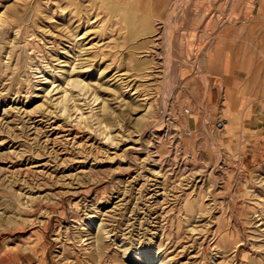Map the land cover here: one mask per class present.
Segmentation results:
<instances>
[{"label": "rangeland", "instance_id": "rangeland-1", "mask_svg": "<svg viewBox=\"0 0 264 264\" xmlns=\"http://www.w3.org/2000/svg\"><path fill=\"white\" fill-rule=\"evenodd\" d=\"M0 120V264H264V0H0Z\"/></svg>", "mask_w": 264, "mask_h": 264}, {"label": "bare ground", "instance_id": "bare-ground-1", "mask_svg": "<svg viewBox=\"0 0 264 264\" xmlns=\"http://www.w3.org/2000/svg\"><path fill=\"white\" fill-rule=\"evenodd\" d=\"M149 1V0H148ZM118 3V2H117ZM134 3V2H133ZM118 5V4H117ZM144 6V4H143ZM142 4L140 2H136L135 4L132 5V8L133 9H136V8H142L143 7ZM133 15V14H132ZM136 17V16H135ZM13 108V107H12ZM9 110V109H8ZM6 111V110H5ZM15 112V111H14ZM47 113V112H46ZM45 113V114H46ZM41 114V113H40ZM28 115V114H27ZM32 115V114H30ZM36 115V116H35ZM35 117H29L30 120H32L31 122V125L33 126V128L36 130V132H40V135L43 133L45 136H46V141L47 143H49L50 141H53L52 143L53 144H60L64 141H67L69 140V136H70V133H66L65 130L62 129L61 125H57L56 122L52 119L50 120L49 118V115H39V113L36 111H34V115ZM21 117V116H20ZM24 118V117H23ZM22 118V119H23ZM25 119V118H24ZM28 121V119H27ZM1 122V120H0ZM25 122V121H24ZM30 122V121H29ZM1 126V125H0ZM27 127V126H26ZM29 129V128H28ZM28 132V131H27ZM65 132V133H64ZM68 132V131H67ZM1 134V133H0ZM31 134V133H30ZM42 134V135H43ZM77 137V136H76ZM34 138V137H33ZM75 140V139H74ZM45 141V140H44ZM94 142V141H93ZM89 144V142H88ZM91 145V144H89ZM88 145V146H89ZM58 146V145H57ZM62 146V145H61ZM93 146V144L91 145ZM64 147V146H63ZM57 148V147H56ZM53 149V148H52ZM60 151V150H58ZM44 164V163H43ZM47 165V164H46ZM47 168V167H46ZM39 169V168H38ZM29 170V169H28ZM21 171V170H20ZM36 171V170H35ZM41 171V170H40ZM43 172V171H42ZM48 172V171H47ZM29 173V171H28ZM39 173V172H38ZM44 173V172H43ZM42 173V175H43ZM45 174V173H44ZM115 208V207H114ZM113 210V209H112ZM112 210H107V213H111ZM105 214V213H104ZM3 220V217H0V221ZM99 248V247H98ZM160 263H162V261L160 260Z\"/></svg>", "mask_w": 264, "mask_h": 264}, {"label": "crops", "instance_id": "crops-1", "mask_svg": "<svg viewBox=\"0 0 264 264\" xmlns=\"http://www.w3.org/2000/svg\"><path fill=\"white\" fill-rule=\"evenodd\" d=\"M187 76H189V75H187ZM187 76H186V77H187ZM200 80H201V86L205 85L204 78H200ZM203 87H204V86H203Z\"/></svg>", "mask_w": 264, "mask_h": 264}]
</instances>
